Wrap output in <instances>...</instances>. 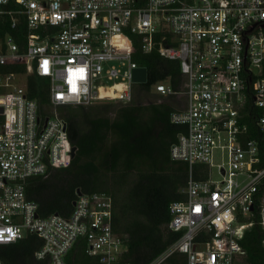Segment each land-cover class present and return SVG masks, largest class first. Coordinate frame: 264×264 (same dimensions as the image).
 I'll use <instances>...</instances> for the list:
<instances>
[{
  "label": "built area",
  "instance_id": "built-area-1",
  "mask_svg": "<svg viewBox=\"0 0 264 264\" xmlns=\"http://www.w3.org/2000/svg\"><path fill=\"white\" fill-rule=\"evenodd\" d=\"M5 17L25 32L20 41L0 33V246L36 235L40 264H68L82 243L95 264H131L110 193H81L70 214L40 216L27 188L75 157L61 110L133 100V71L143 67L131 50L138 35L144 52L180 64V90L164 82L152 90L184 98L171 113L184 129L170 156L190 167L184 199L169 208L168 228L181 236L148 264L176 253L187 264H238L258 202L264 227V0H0ZM32 74L50 83L45 109L30 95ZM196 165L207 178L193 177Z\"/></svg>",
  "mask_w": 264,
  "mask_h": 264
},
{
  "label": "trees",
  "instance_id": "trees-1",
  "mask_svg": "<svg viewBox=\"0 0 264 264\" xmlns=\"http://www.w3.org/2000/svg\"><path fill=\"white\" fill-rule=\"evenodd\" d=\"M10 21L9 17L0 18V24L3 22L0 33H12L20 41L25 25L12 30ZM132 40L134 60L148 71V81L136 85L150 91L153 84L166 81L180 90L183 76L179 62L162 56L157 49L144 52L138 35H132ZM49 88L47 79L30 76V95L43 109L49 102ZM175 110L167 102L148 105L130 102L117 108L111 117L93 114L83 105L65 107L69 136L77 153L68 167L53 169L47 177L30 181L27 195L39 204L40 216L70 214L78 190L110 193L115 203L114 228L125 235L128 245L125 259L131 264H148L159 256L181 236V232L168 228L169 208L172 202L184 199L182 189L190 178L189 165L170 156L172 144L184 129L171 122ZM249 136L263 137L256 130H251ZM262 154L264 165V146ZM207 176L206 166L194 167L195 179ZM251 220L254 224L241 241L246 254L238 264H264V227L259 202ZM40 245L41 239L30 235L16 243L1 245L0 258L4 264H40L34 256ZM96 262L87 253L85 243L73 248L67 259L68 264ZM163 264H187V260L185 255L176 253Z\"/></svg>",
  "mask_w": 264,
  "mask_h": 264
},
{
  "label": "rangeland",
  "instance_id": "rangeland-1",
  "mask_svg": "<svg viewBox=\"0 0 264 264\" xmlns=\"http://www.w3.org/2000/svg\"><path fill=\"white\" fill-rule=\"evenodd\" d=\"M166 83V81H163ZM134 96L131 103H136L140 105H148L151 103H162L167 102L172 104L175 108H181L184 104V98L182 96H174V97H164L160 94L156 93L154 90H144L138 87L137 85L133 88ZM126 103L115 101L111 99H103V100H96L92 104L87 105L86 109L89 112H93V114H106L108 116L113 117L114 112L120 106L125 105ZM61 114L65 113V111L61 110ZM219 162V161H217ZM212 175L215 179L220 178L217 173V168H212ZM243 259V258H242ZM240 260V262L242 261Z\"/></svg>",
  "mask_w": 264,
  "mask_h": 264
},
{
  "label": "water",
  "instance_id": "water-1",
  "mask_svg": "<svg viewBox=\"0 0 264 264\" xmlns=\"http://www.w3.org/2000/svg\"><path fill=\"white\" fill-rule=\"evenodd\" d=\"M147 80V69L145 67L136 68L133 71V81L136 83H144ZM0 112H2V108L0 107ZM72 156H76V146L73 147ZM82 192L78 190V194Z\"/></svg>",
  "mask_w": 264,
  "mask_h": 264
},
{
  "label": "bare ground",
  "instance_id": "bare-ground-1",
  "mask_svg": "<svg viewBox=\"0 0 264 264\" xmlns=\"http://www.w3.org/2000/svg\"><path fill=\"white\" fill-rule=\"evenodd\" d=\"M116 88L117 89H120L121 88V85L120 84H117L114 88H108V89H106L104 91L105 96H111Z\"/></svg>",
  "mask_w": 264,
  "mask_h": 264
}]
</instances>
